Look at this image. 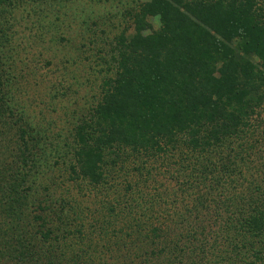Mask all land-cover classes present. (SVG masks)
Instances as JSON below:
<instances>
[{"label":"trees","instance_id":"trees-1","mask_svg":"<svg viewBox=\"0 0 264 264\" xmlns=\"http://www.w3.org/2000/svg\"><path fill=\"white\" fill-rule=\"evenodd\" d=\"M63 1L0 0V264H93L86 249L71 254L65 241L81 218L76 199L74 207L65 197L38 194L60 149L17 110L14 76L2 61L12 10L25 2L53 10ZM131 1L107 53L113 68L102 77L100 97L64 143L68 181L89 194L108 193L112 171L134 166L136 184L127 181L121 194L115 188L111 219L98 227L106 249L132 256L128 264L132 250L137 264L150 257L152 264H209L213 251L214 264H264V177L249 179L264 174L250 137L253 117L264 113L263 7L259 0ZM162 167L177 184L171 200L183 202L170 203L172 214L162 204L170 197L144 207L133 193L155 183ZM240 180L248 182L241 189ZM30 217L40 222L33 231Z\"/></svg>","mask_w":264,"mask_h":264},{"label":"rangeland","instance_id":"rangeland-1","mask_svg":"<svg viewBox=\"0 0 264 264\" xmlns=\"http://www.w3.org/2000/svg\"><path fill=\"white\" fill-rule=\"evenodd\" d=\"M259 3L264 9V0H259ZM130 5L131 0H64L53 10L49 8L39 10L41 7L25 2L12 10L14 13L10 17L12 21L10 38L7 41L1 39L6 44L1 52L9 56L2 58L4 70L7 74H12L10 77L14 76L9 88L17 110L28 116L29 123L39 129L41 134L46 135L50 145H58L60 149V152L53 151L50 165L43 171L46 182L44 187H38V194L50 195L53 199L65 197L74 207L76 205L73 199H76L79 206L75 208H81L78 211L81 218L72 220V226L68 228L70 234L65 241L74 246L70 250L71 254L74 250L82 253L86 249L87 257L93 264L130 263L132 256L129 257L126 252L119 251L114 246L106 249L108 244L103 240L105 237L100 238L98 235V227L99 223L105 220V216L108 220L111 219L109 202L114 201L117 194L125 192L126 182L130 180L132 184H136L132 168L134 166L127 171L117 168L112 171L109 178V186L112 187L110 192L96 190L89 194L84 187L79 190L76 184L68 181L64 171V161H67V157L62 151L65 148L64 143L69 141L72 126L100 97L102 77L113 68L107 53L114 36L123 26L124 10ZM150 20L154 28L159 26L157 18ZM102 56L103 61L107 60V64L101 60ZM253 118L250 137L255 149L252 151V160L255 165L264 166V113ZM235 148L237 149L236 145ZM253 173L249 179L256 177L260 180L264 177L261 172ZM153 177L156 179L155 183L141 184L133 193L135 195L140 193L142 197L140 203L144 207L150 205L148 202L150 198L170 197V200L164 201L167 206L162 204L166 207L165 212L172 214L176 210L170 205L174 202L171 199L178 198L172 194L177 189L175 179H172L175 183L171 182V175L163 167L158 171L154 170ZM241 182L239 189L248 183L245 180ZM115 188L119 190L117 194L114 192ZM182 203L179 199L174 202V206L180 208ZM152 212H149V216L154 218L157 213ZM36 213L37 211H33L31 215ZM213 214L211 208L209 216ZM28 220L31 224L27 227L32 231L40 223L34 221L32 217ZM166 223L172 226L173 222L167 220ZM79 225H82L80 231L81 229L84 231L82 235L77 232ZM111 226L117 227L118 224L114 223ZM39 243L41 248H46L47 244L43 246L42 242ZM151 247L154 246L151 244ZM133 253L132 250L130 255L136 257ZM134 257L133 264H137L140 260H135ZM152 260L150 257L147 264H152ZM209 260V264H214L213 260H216L214 251L212 255L209 254ZM186 264H189V260Z\"/></svg>","mask_w":264,"mask_h":264}]
</instances>
